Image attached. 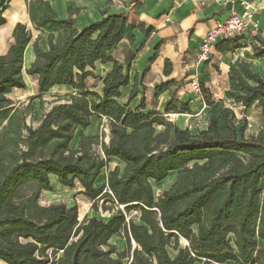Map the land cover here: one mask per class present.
Listing matches in <instances>:
<instances>
[{"label":"trees","instance_id":"trees-1","mask_svg":"<svg viewBox=\"0 0 264 264\" xmlns=\"http://www.w3.org/2000/svg\"><path fill=\"white\" fill-rule=\"evenodd\" d=\"M10 1L0 0V26ZM25 6L31 25L46 35L48 45L42 51L40 38L34 40L35 58L25 69L26 75L37 77L36 97L59 85L76 95L52 105L37 127L26 124L31 104L19 109L7 98L13 89L26 88L22 58L32 36L17 23L13 43L0 56V264H264L263 133L246 135V121L238 126L233 110L224 106L209 117L205 130L191 134L179 129L164 117L190 112L186 103L175 105L176 89L164 113L145 112L143 98L130 107L139 93L136 83L121 104L120 89L129 85V78L117 60L102 79L101 95L88 90L91 52L99 60L104 42L109 44L105 56L115 39L133 40L135 28L147 36L152 27L130 25L119 13L78 30L71 17H57L49 0H25ZM77 11L68 10L70 15ZM217 47L240 46L233 39ZM253 56L263 57L264 51L254 47ZM170 71L165 60L163 73ZM174 85L170 80L155 86V95ZM228 86L225 99L245 109L255 105L264 113V80L250 63L237 60L230 66ZM199 89L207 95L201 84ZM91 116L105 120L108 142L102 134L82 135L77 149L70 150L74 130L88 127ZM110 158L125 167L122 172L114 167L106 186L95 188ZM174 172L172 184L155 196L152 182L159 184ZM50 175L67 188L77 183L90 202L108 203L114 214L79 223L76 205H40L41 192L52 191ZM132 210L139 216L126 222L124 213ZM120 233L126 249L118 252L109 240ZM180 239L187 242L183 248Z\"/></svg>","mask_w":264,"mask_h":264},{"label":"crops","instance_id":"crops-1","mask_svg":"<svg viewBox=\"0 0 264 264\" xmlns=\"http://www.w3.org/2000/svg\"><path fill=\"white\" fill-rule=\"evenodd\" d=\"M244 1L250 2L253 7L257 8L254 14V20L257 23L256 36L250 38L246 35L241 42L238 41L240 47L234 50L220 51L217 46L223 41H218L212 46L209 57L199 63L194 60H197L198 48L204 34L215 22L225 19L229 15L231 8L240 11L239 0H236L234 4L228 5L216 3L213 0H202V3L192 0H184L183 2L179 0H49V3L59 19L71 17L75 20L78 30L98 21L101 18L98 10L103 14L124 13L128 23L135 27L138 24H143L144 29L152 27V32L147 36L137 28L133 29V40L128 42L127 39H121L119 42L122 44L121 47H115L107 51L102 59L97 60L93 64L94 69L87 68L93 74L91 81L97 80L96 86L89 81L90 85H92L89 87L87 82L90 76L86 78L85 86L88 90L101 95L102 79L112 69V61L117 60L122 66L124 74L129 78V85L120 89V96L117 99L119 103H126L130 90L136 83L139 93L130 102V107H135L139 100L143 98L145 101V112L154 110L164 113L165 103L171 98V93L166 91L157 96L154 91L155 86L170 80H173L175 84L183 80V86L180 85L174 88L176 89V94L179 95L176 97L175 94L174 102L176 106L180 102L186 103L190 112L185 114H191L192 116V104L194 101H191V97H194V95L190 80L195 77L199 82L198 86L201 84L207 90L206 96L201 93L197 95L202 105L200 113L193 115L195 117L206 115L205 125L199 131L205 130L209 117L217 115L219 109L224 106L232 109L235 115L240 114L244 117L243 120L247 124L246 135L256 136L259 132H262L264 139V113H262L261 108L253 105L251 108L245 109L241 105H235L224 98V93L229 87V68L237 60L250 63L252 69L264 80V56L258 58L253 56V48L256 47L253 42H258V48L264 51V0ZM69 9L78 11L70 15ZM3 17L5 24L0 26V56L5 55L9 46L13 43L12 31L17 23L25 25L32 36L22 58V76L26 88L13 89L11 93L15 92L21 95L22 97L19 98V101L30 103L33 107V112L39 109L38 113H41L40 102L46 101L48 94L57 89L69 91L70 87L54 86L47 93L41 95L40 98L36 97L38 95L37 77L26 75L25 69L31 65L35 58L32 49L34 40L39 37L38 46L42 51H45L48 47L47 37L40 31L35 30L31 25L26 11L25 0H11L9 7L3 13ZM9 19H11V22H9ZM247 55L248 58H246ZM165 60H168L171 64L169 75L163 73ZM69 93L70 95L67 94L66 96L53 95L54 98H51L53 102L47 110L41 113L40 119L52 105L64 103L65 101H62L63 98L68 100L71 96L76 95L73 89ZM183 114L169 113L165 114L164 117L179 129H188L191 134H197L198 130L188 127L186 122L185 124L182 122L180 124L177 122L173 123L172 120L167 118L170 116H182ZM99 121L101 119L91 116L88 127L85 129L76 127L73 138L69 143L70 150L75 151L77 149L82 135L85 137L99 136L97 131ZM102 121L105 122V120ZM158 128L162 129V127ZM104 142L107 143L108 138ZM114 167H118L122 172L125 164L115 158H110L108 164L101 170L100 175L95 180L93 184L95 188L106 186L107 175ZM171 175L165 181L157 184L159 190L155 196L160 195L172 184L174 178ZM263 179L264 177L261 181ZM49 181L52 190L58 188L64 192L75 190L83 199L89 202L83 195V189L77 183L73 188L64 187L59 184L57 177L54 175L49 176ZM161 187L165 188L160 190ZM47 192L51 191H42L40 196H44ZM85 217L87 216H84L83 219Z\"/></svg>","mask_w":264,"mask_h":264},{"label":"rangeland","instance_id":"rangeland-1","mask_svg":"<svg viewBox=\"0 0 264 264\" xmlns=\"http://www.w3.org/2000/svg\"><path fill=\"white\" fill-rule=\"evenodd\" d=\"M98 14L101 15V18L98 20V21H101L104 17L108 16V15H116V14H103L100 10H98ZM119 14V13H118ZM89 16V14H88ZM98 21H95V22H98ZM94 23V22H93ZM128 23V21H127ZM96 36V35H95ZM125 39V38H123ZM126 40V39H125ZM121 41L118 40V39H115L114 41L111 42L110 44V49L109 50H112L114 49L115 47H121V43H119ZM129 42V41H128ZM108 43L107 42H104V45L102 46L103 48L98 52L99 56L97 59H100L104 56V48H107L108 47ZM109 48V47H108ZM108 50V51H109ZM95 52H91L90 53V56H91V59H90V62L92 63H95V58L94 55ZM97 57V56H96ZM196 61L197 63H199L201 60L199 58H197V60H194ZM89 68V67H88ZM91 79H93L91 76L87 82V85L89 87H91L92 85H90L89 81H91ZM196 82L197 84L199 83L198 80L194 77L193 79L190 80V83H191V87H192V93L194 95V97H191V101H194L193 104H192V107H193V110H192V116L191 114H183L182 116H174V117H167L168 119L172 120L173 123H184L185 122L187 123L188 127H191V128H196V130H199L202 129L205 125V118H206V115H201V116H198V117H195L193 115H197L200 113V109H201V102H200V99L197 98V95H199L200 91L198 93H196L193 89V85L192 83L193 82ZM91 83L96 86V83H97V80H94V81H91ZM180 85H184V82L183 80L179 81L177 84H175L173 87L170 88V92L176 87V86H180ZM69 91H66L65 89H57L56 91H53L52 93L48 94L46 96V101L42 102V106H40V112L43 113L45 110H47L51 103L53 102V99L51 98H54L53 95H59V96H66L67 94L70 95V91L71 89L69 88L68 89ZM68 92V93H66ZM179 95L176 94V97H178ZM22 96L15 93V92H12L10 95H8V98H10L13 103H14V106L19 108V109H23L27 106V102L23 101H19ZM182 97V96H181ZM204 98V97H203ZM62 101H67L63 98ZM38 110L39 109H36V112H31L30 114H28L25 118L26 120V124L28 126H31L33 128L37 127L38 125V122L40 120V115L41 113H38ZM236 116V119L238 122V126H240L242 123L241 121L244 119V117L240 114L238 115H235ZM240 116V117H239ZM186 120V121H185ZM105 122H103L102 120L98 122V125H97V131L99 133V135H104V141L108 138V129L107 127L105 126L104 124ZM157 131L161 130L159 128H156ZM176 172L172 173V177L175 178L176 176ZM168 184V183H167ZM152 186L154 187V190H155V195L158 194V187H157V184L153 183L152 182ZM162 186H166V185H162ZM260 186L261 188L264 190V179L260 182ZM165 187H161L160 190L164 189ZM39 204L42 206H47V205H50V204H53V203H64L69 206H73V205H76L77 206V210H78V222L79 223H82L83 222V217L84 216H87L86 218L88 217H97L98 219H102V220H107L109 219L115 212V209L113 207H110V205L107 203L105 205H102V202L101 200H97L96 203H92V202H87L85 199L82 198V196L79 195V193H77L75 190L73 191H66L64 192L63 190H61L60 188L58 189H55V190H52L51 192H47L44 194V196H40L39 198ZM93 206H98V208L95 210ZM87 212V213H86ZM109 243L112 244V245H115L116 246V251L118 252H121L123 250L126 249V240L123 238V233H120L118 235H114L113 237H111V239L109 240ZM179 245L180 247H185L187 245V242L180 239L179 241ZM131 248H133V244L131 246ZM170 254L171 255H174V252L172 250H170ZM60 256V254H59Z\"/></svg>","mask_w":264,"mask_h":264},{"label":"built area","instance_id":"built-area-1","mask_svg":"<svg viewBox=\"0 0 264 264\" xmlns=\"http://www.w3.org/2000/svg\"><path fill=\"white\" fill-rule=\"evenodd\" d=\"M183 2L184 0H179ZM194 2L202 3V0H192ZM216 3L223 5L234 4L236 0H213ZM240 1V11L231 8L229 15L221 20L215 22L204 34L202 42L198 48L197 58L200 60H206L211 52L212 46L218 41H228L238 39L241 42L246 35L250 38L256 36L257 23L254 20V14L257 8L253 7L250 2ZM256 47L259 46L258 42H253ZM195 92H199V86L194 81L192 83ZM119 209L123 211V207L119 206ZM139 216V212L132 210L129 213H124L125 221Z\"/></svg>","mask_w":264,"mask_h":264},{"label":"bare ground","instance_id":"bare-ground-1","mask_svg":"<svg viewBox=\"0 0 264 264\" xmlns=\"http://www.w3.org/2000/svg\"><path fill=\"white\" fill-rule=\"evenodd\" d=\"M9 22H11V19H9ZM102 180V179H101ZM100 183V182H99Z\"/></svg>","mask_w":264,"mask_h":264},{"label":"water","instance_id":"water-1","mask_svg":"<svg viewBox=\"0 0 264 264\" xmlns=\"http://www.w3.org/2000/svg\"><path fill=\"white\" fill-rule=\"evenodd\" d=\"M133 247H134V242L132 241Z\"/></svg>","mask_w":264,"mask_h":264}]
</instances>
